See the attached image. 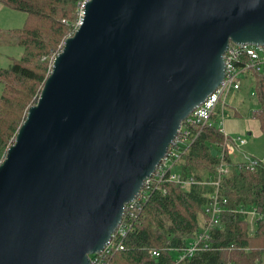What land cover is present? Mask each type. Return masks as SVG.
<instances>
[{"label":"water","instance_id":"1","mask_svg":"<svg viewBox=\"0 0 264 264\" xmlns=\"http://www.w3.org/2000/svg\"><path fill=\"white\" fill-rule=\"evenodd\" d=\"M264 45V0H88L0 162V264H89L182 121Z\"/></svg>","mask_w":264,"mask_h":264},{"label":"trees","instance_id":"2","mask_svg":"<svg viewBox=\"0 0 264 264\" xmlns=\"http://www.w3.org/2000/svg\"><path fill=\"white\" fill-rule=\"evenodd\" d=\"M79 1L0 0L26 15L20 28L2 34L4 41L22 46L23 53L0 68V158L25 119L23 109L38 98L50 72L48 56H56L70 35ZM251 76L255 85L252 95L260 104L252 117L264 135V75ZM225 141L215 124L202 128L175 168L182 179L192 178V183L182 189L164 179L159 188L149 192L134 210L123 248L112 254L110 264H254L260 258L264 250V166L259 164L250 171L234 163L232 155L225 154L230 170L219 182L220 215L208 230L209 247L178 261V254L184 252L200 226L208 223L203 209L215 188L207 181L215 172ZM252 209L259 218L250 230L248 211Z\"/></svg>","mask_w":264,"mask_h":264},{"label":"built area","instance_id":"3","mask_svg":"<svg viewBox=\"0 0 264 264\" xmlns=\"http://www.w3.org/2000/svg\"><path fill=\"white\" fill-rule=\"evenodd\" d=\"M86 1L88 0L79 1L81 17L83 14V6ZM223 57L225 71L221 84L203 103L197 106L193 112L182 121L179 132L169 146L166 155L156 166L153 174L144 181L143 187L136 198L126 204L122 222L118 225L104 249L97 254L90 255L89 264H110L109 260L112 254L116 250L123 248V240L132 226L134 210L139 208L141 202L148 197L149 192L159 188L160 182L166 179L179 184L182 189L188 188L193 179H182L181 175L175 170V168L182 155L200 134L202 128L206 125L215 124L217 131L223 135L226 141L221 148V151L218 153V164L216 165L215 172L213 175L209 176L207 181L215 188L214 193L211 195V201L205 205L203 209L207 216L208 223L206 226H200L199 231L195 233V237L190 240L184 252L178 254V261L184 259L188 255H192L196 250L209 247L208 230L212 225H215L218 222L220 215L217 195L219 182L230 170V164L227 162L225 154L232 155L234 153V147L238 148L245 144L244 139H230V137L224 132L223 124L225 116L224 107L227 105L226 97L231 91L240 90L242 79H247L253 73L264 75V45H237L231 43ZM54 59L55 55L50 59L49 71L51 70ZM236 164L252 171L259 165V161L247 158L246 161ZM240 211L243 210L240 208ZM244 212L245 211L242 213ZM248 213V226L250 230H252L254 222L259 217L254 209L248 211ZM152 253L156 254L154 251Z\"/></svg>","mask_w":264,"mask_h":264},{"label":"rangeland","instance_id":"4","mask_svg":"<svg viewBox=\"0 0 264 264\" xmlns=\"http://www.w3.org/2000/svg\"><path fill=\"white\" fill-rule=\"evenodd\" d=\"M78 11L76 20L71 27V36L74 31L77 29L79 21L81 20L79 2L77 3ZM7 8V6L5 7ZM5 10V9H4ZM7 12L10 15L22 16V20L20 24H14L21 26L24 23V19L26 17L25 13L19 10H15L12 8H7ZM25 15V17H24ZM16 18V17H14ZM7 32L8 30H3ZM0 30V32H3ZM2 38H5L2 37ZM62 42V41H61ZM58 45L60 47L61 45ZM58 47V48H59ZM23 53V48L20 45H1L0 44V60H3V64L6 66L10 63L11 60L20 57ZM54 54H50L48 56L49 60L53 57ZM38 62V59L35 61ZM1 65V64H0ZM8 66V65H7ZM13 81V80H11ZM12 84H16L13 82ZM2 90V85L0 84V94ZM255 92V85L253 83V78L242 79L241 88L238 91H231L226 97L227 105L224 107V130L225 133L230 137V139L237 140V138H241L246 140V144L240 146L238 148L234 147V155L232 156L235 160L246 161L245 156L249 158H257L260 161H264V135L260 133L258 122L255 118L252 117V114L255 110H258L260 107L259 101L257 97L253 96ZM34 99V98H33ZM31 100V103L28 105L29 107L34 105L36 101ZM23 109L22 116H25L28 111V107ZM235 111L237 114L234 115ZM249 128L254 130L253 134H248ZM11 141V140H10ZM5 154H3L0 158V162L4 159ZM263 159V160H262ZM248 229L249 226H248ZM254 264H264V250L262 251L260 258Z\"/></svg>","mask_w":264,"mask_h":264},{"label":"crops","instance_id":"5","mask_svg":"<svg viewBox=\"0 0 264 264\" xmlns=\"http://www.w3.org/2000/svg\"><path fill=\"white\" fill-rule=\"evenodd\" d=\"M6 6L5 5H3L2 3H0V30H5V29H7V30H12V29H17V28H20L21 26H19V25H14V24H20V22H21V20H22V16H18V14H16V16H13V15H10L7 11V8H5ZM5 9V10H4ZM14 17H16V18H14ZM24 17H25V15H24ZM25 20V19H24ZM2 34H4V31L3 32H0V44L1 45H3V46H5V45H15V44H10L9 42H7V41H4L3 40V38L2 37H4ZM0 68H5L6 66L3 64V60H0ZM250 77H252L251 75L248 77V78H250ZM253 83H254V80H253ZM0 84H1V82H0ZM2 85V84H1ZM2 89H3V85H2ZM2 91V90H1ZM235 112H237V111H235ZM234 115H235V113H234ZM256 120V119H255ZM257 121V120H256ZM258 122V121H257ZM258 125H259V122H258ZM223 128H224V124H223ZM249 130V132H248V134L250 135V134H253L252 132L254 131V130H252V128H249L248 129ZM259 130H260V127H259ZM224 132H225V130H224ZM260 133H262L261 132V130H260ZM263 135V134H262ZM245 144H246V140H245ZM245 144H243V145H245ZM242 145V146H243ZM234 155V153L232 154V156ZM246 158H249V157H247V156H245V159ZM231 159H232V161L234 162V163H240V162H242V161H239V160H235V158H233V157H231ZM250 159H252V158H250ZM253 159H256L257 161H259V164H262L263 166H264V161L262 162V161H260V160H258L257 158H253ZM263 160V159H262Z\"/></svg>","mask_w":264,"mask_h":264},{"label":"bare ground","instance_id":"6","mask_svg":"<svg viewBox=\"0 0 264 264\" xmlns=\"http://www.w3.org/2000/svg\"><path fill=\"white\" fill-rule=\"evenodd\" d=\"M138 194H139V193H138ZM135 198H136V197H135ZM135 198H134V199H135ZM134 199H133V200H134ZM122 218H123V217H122ZM121 222H122V220H121ZM121 222H120V223H121Z\"/></svg>","mask_w":264,"mask_h":264}]
</instances>
